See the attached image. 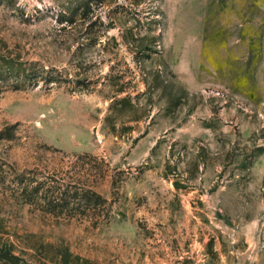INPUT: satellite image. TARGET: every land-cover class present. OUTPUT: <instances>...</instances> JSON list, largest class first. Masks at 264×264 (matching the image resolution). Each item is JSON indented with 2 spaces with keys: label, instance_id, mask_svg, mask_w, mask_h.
Instances as JSON below:
<instances>
[{
  "label": "rangeland",
  "instance_id": "obj_1",
  "mask_svg": "<svg viewBox=\"0 0 264 264\" xmlns=\"http://www.w3.org/2000/svg\"><path fill=\"white\" fill-rule=\"evenodd\" d=\"M0 238L264 264V0H0Z\"/></svg>",
  "mask_w": 264,
  "mask_h": 264
},
{
  "label": "trees",
  "instance_id": "obj_2",
  "mask_svg": "<svg viewBox=\"0 0 264 264\" xmlns=\"http://www.w3.org/2000/svg\"><path fill=\"white\" fill-rule=\"evenodd\" d=\"M0 264H27V263L23 258H21L17 253H15L13 244L5 240L0 242Z\"/></svg>",
  "mask_w": 264,
  "mask_h": 264
}]
</instances>
